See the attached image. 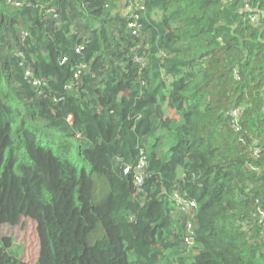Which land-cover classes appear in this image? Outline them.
Here are the masks:
<instances>
[{
	"label": "trees",
	"instance_id": "1",
	"mask_svg": "<svg viewBox=\"0 0 264 264\" xmlns=\"http://www.w3.org/2000/svg\"><path fill=\"white\" fill-rule=\"evenodd\" d=\"M23 218L35 264H264V0H0V228Z\"/></svg>",
	"mask_w": 264,
	"mask_h": 264
},
{
	"label": "rangeland",
	"instance_id": "2",
	"mask_svg": "<svg viewBox=\"0 0 264 264\" xmlns=\"http://www.w3.org/2000/svg\"><path fill=\"white\" fill-rule=\"evenodd\" d=\"M4 236L12 238L15 245L23 249L22 259L25 263L35 264L37 262L40 244L36 224L32 220L23 218L20 224L13 229L8 226L1 227L0 238ZM19 251L18 249L17 252Z\"/></svg>",
	"mask_w": 264,
	"mask_h": 264
},
{
	"label": "built area",
	"instance_id": "3",
	"mask_svg": "<svg viewBox=\"0 0 264 264\" xmlns=\"http://www.w3.org/2000/svg\"><path fill=\"white\" fill-rule=\"evenodd\" d=\"M124 1H125V0H124ZM257 19H258V18H257L256 16L252 17V21H253V22L257 21Z\"/></svg>",
	"mask_w": 264,
	"mask_h": 264
}]
</instances>
